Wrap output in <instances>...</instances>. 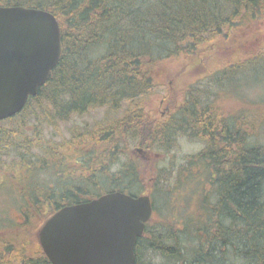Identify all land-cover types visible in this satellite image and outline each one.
<instances>
[{
	"label": "trees",
	"instance_id": "16d2710c",
	"mask_svg": "<svg viewBox=\"0 0 264 264\" xmlns=\"http://www.w3.org/2000/svg\"><path fill=\"white\" fill-rule=\"evenodd\" d=\"M12 6L54 15L62 41L60 61L48 81L21 112L0 121V160L22 152L9 165L17 173L15 188L28 199L22 228L32 226L30 216L42 215L41 209L51 216L62 207L110 192L142 195L146 178L152 186L153 214L159 199L168 214L170 194L187 185L169 186L163 176L167 167L146 169L148 164L125 149L130 144L167 155L176 139L188 136L205 143L181 167L201 202L194 218L181 217L189 227L183 232H194L195 244H182L172 228H167L168 236L157 234L147 240V223L135 247V264H156L142 260V249L157 254L160 264H264V145L250 143L254 134L247 120L249 108L233 119L220 118L199 104L195 89H188L185 103L169 102L172 114L163 121L144 110L154 87L155 65L182 55L184 60L198 56L203 61L202 53L206 59L212 57L216 44L234 25L264 13V0H0V7ZM256 67L264 69V52L242 63L215 67L205 80L211 87L237 89L245 69L252 72ZM122 104L126 107L121 118L85 134L76 132L60 147L39 141L43 125L53 127L92 109L107 107L114 112ZM258 117L255 113L250 120ZM34 149L42 152L38 160H33ZM47 168L55 171L47 192L18 176ZM3 240L0 264H50L36 238L29 239L34 245L31 256Z\"/></svg>",
	"mask_w": 264,
	"mask_h": 264
},
{
	"label": "rangeland",
	"instance_id": "374dc122",
	"mask_svg": "<svg viewBox=\"0 0 264 264\" xmlns=\"http://www.w3.org/2000/svg\"><path fill=\"white\" fill-rule=\"evenodd\" d=\"M257 16H259L257 19L250 22L244 21L241 25H234L230 34L225 38H221L220 44H216L219 47L216 46V50L214 48L212 57L206 59V53L200 55L203 58V61L200 60L201 63L198 56H192L193 58L184 60L185 56L182 55L175 58H164L163 62L155 65L152 74L154 87L144 104L147 116L159 121L167 119V116L172 114V111L169 114L167 112L169 102L172 100L177 106L180 105L179 102L183 101L185 103L186 98H183L187 94L186 90L195 89L194 95L199 104L203 105L204 108H208L209 111L212 110L217 113L220 118L231 116V119H233L239 115L238 112L249 108L247 120L253 125V129L251 131L249 124L247 128L254 134L253 138L250 139V143L264 145V69L256 67L251 70L252 72L245 69L244 78L237 89L231 86L211 87L205 80L210 70L215 67L242 63L256 55V53L264 52V13ZM258 75L260 78H258ZM244 102H247V104ZM246 105L250 107H246ZM125 107L126 104H122L120 109L114 112L107 107L92 109L84 115H74L68 121L58 122L53 127L43 125L39 141L44 145L50 144L60 147L63 142L69 141L76 132L85 134L97 125H108L121 118L125 112ZM255 113L259 115L257 120H250ZM174 142L167 155L158 156V151L154 149L143 150L130 144H127L129 146H127L125 152L129 156L141 159L145 165L148 164L146 169L149 168L151 171L156 166L158 168L167 167L168 171L163 176L168 181L169 186L178 183L177 185H180L178 187L181 188V186L187 185L177 189L178 191L175 190L173 195L170 194L171 206L168 214H166L168 209L166 211V208L159 206L162 203L161 200L155 201L158 211L152 215L149 221L147 240L153 239L152 235L157 234L161 237L168 236L167 228H172L173 235H176L174 236L175 239H179L182 244L187 246H193L195 244V234L194 232H183L185 228L188 229L189 227H184L182 218L186 217L184 220L194 218L191 216L196 214L195 212L198 211L197 206H201V202L200 197L195 195L197 191H194L189 183L187 184L190 177L189 173L182 172L181 167L185 165L184 159L189 160L191 156L199 153L204 148L205 143L200 139H192L188 136L180 137ZM33 151L32 153H35L33 160L42 157L41 150L34 149ZM20 153L22 152L19 150V153H12L11 157H3L0 160V166L5 165V169H0V240L4 239L3 242L15 248V251H22L26 256H31L34 252V245L30 240L37 237V232L50 215H44L47 212L41 209L42 215L39 214L38 217H32L31 215V218L29 217L32 226H29L27 230L22 228L26 222L23 217L27 212L25 211L27 207L24 205L27 204L28 199H26L25 194H20L18 188H15L18 180L17 173L14 168H9L12 161L18 160L17 154ZM158 161L161 162L159 166ZM119 164L117 162L111 170L116 169ZM67 165H70V163ZM74 167L79 168L78 166ZM23 168V170H26V167ZM52 173H55V171L47 168L37 172L34 170L32 176L28 175L27 171L20 172L18 176L25 181H32L38 190L41 188V191L47 192L45 187L52 186L54 182ZM151 187V182L146 178L144 194L151 195L149 191ZM198 196H200V193H198ZM187 222L189 221H186L185 224ZM181 231L183 235L180 234ZM30 234L31 237L29 238ZM196 234L199 235V232H196ZM142 251L143 261L151 260L153 263L160 264L161 260L157 254L151 250L149 251V249H142Z\"/></svg>",
	"mask_w": 264,
	"mask_h": 264
},
{
	"label": "water",
	"instance_id": "95a60500",
	"mask_svg": "<svg viewBox=\"0 0 264 264\" xmlns=\"http://www.w3.org/2000/svg\"><path fill=\"white\" fill-rule=\"evenodd\" d=\"M61 54L54 15L0 7V121L36 96ZM152 212L148 194L106 193L56 211L37 232V241L50 264H135V247Z\"/></svg>",
	"mask_w": 264,
	"mask_h": 264
},
{
	"label": "flooded vegetation",
	"instance_id": "af4514ba",
	"mask_svg": "<svg viewBox=\"0 0 264 264\" xmlns=\"http://www.w3.org/2000/svg\"><path fill=\"white\" fill-rule=\"evenodd\" d=\"M167 112H168V114L170 113V108H169V106H167ZM37 240V239H36ZM38 243V242H37Z\"/></svg>",
	"mask_w": 264,
	"mask_h": 264
}]
</instances>
